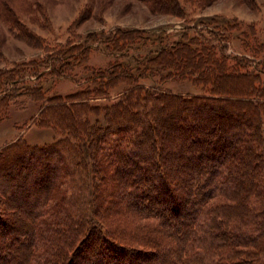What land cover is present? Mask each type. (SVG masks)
I'll return each mask as SVG.
<instances>
[{
  "label": "trees",
  "instance_id": "1",
  "mask_svg": "<svg viewBox=\"0 0 264 264\" xmlns=\"http://www.w3.org/2000/svg\"><path fill=\"white\" fill-rule=\"evenodd\" d=\"M141 1L174 16L214 2ZM189 30L153 49L151 31L114 30L100 41L112 65L82 66L87 86L40 111L59 138L0 149V264H264V56L228 52L215 28ZM87 43L6 78L0 98L74 80ZM174 80L200 91L163 86Z\"/></svg>",
  "mask_w": 264,
  "mask_h": 264
},
{
  "label": "rangeland",
  "instance_id": "2",
  "mask_svg": "<svg viewBox=\"0 0 264 264\" xmlns=\"http://www.w3.org/2000/svg\"><path fill=\"white\" fill-rule=\"evenodd\" d=\"M185 8L183 16H174L152 14L141 0H0V93H4L6 78L43 73L45 64L49 67L53 62L55 52L88 42L84 63L74 68V80L47 76L38 82L42 90L36 98L19 94L21 84L18 92L0 98V149L16 142L40 148L59 138L54 125L36 121L40 111L51 97L74 94L87 86V82L78 84L84 81L79 78L88 75L82 66L87 71L102 72L112 65L114 59L104 52L100 41H106L116 29L151 31L156 42L148 48L153 49L159 38L169 47L182 31L196 36L190 28L208 26L216 29L228 52L240 55L255 49L264 56V0H214L208 6L188 4ZM69 57L67 54L61 59L68 68L73 65ZM31 80L27 85L37 83ZM257 80L264 84L263 77ZM163 86L184 93L200 91L199 84L182 80ZM107 103L95 101L98 105Z\"/></svg>",
  "mask_w": 264,
  "mask_h": 264
}]
</instances>
